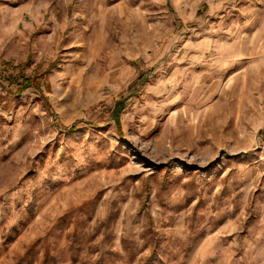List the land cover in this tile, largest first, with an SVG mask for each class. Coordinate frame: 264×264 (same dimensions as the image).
<instances>
[{"label": "rangeland", "instance_id": "rangeland-1", "mask_svg": "<svg viewBox=\"0 0 264 264\" xmlns=\"http://www.w3.org/2000/svg\"><path fill=\"white\" fill-rule=\"evenodd\" d=\"M0 264H264V0H0Z\"/></svg>", "mask_w": 264, "mask_h": 264}, {"label": "trees", "instance_id": "trees-1", "mask_svg": "<svg viewBox=\"0 0 264 264\" xmlns=\"http://www.w3.org/2000/svg\"><path fill=\"white\" fill-rule=\"evenodd\" d=\"M30 82V81H29ZM30 83H28L27 81L26 82H24L23 84H21L20 85V87L22 88V87H25V86H27V85H29ZM73 127H74V125L72 124V125H70L68 128H69V130H73ZM8 239H10L9 237H7Z\"/></svg>", "mask_w": 264, "mask_h": 264}]
</instances>
